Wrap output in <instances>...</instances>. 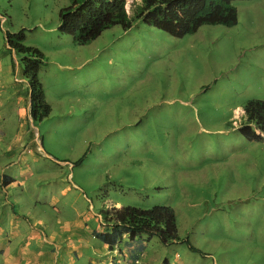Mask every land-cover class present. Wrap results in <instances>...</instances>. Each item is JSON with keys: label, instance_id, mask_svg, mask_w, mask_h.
<instances>
[{"label": "rangeland", "instance_id": "rangeland-1", "mask_svg": "<svg viewBox=\"0 0 264 264\" xmlns=\"http://www.w3.org/2000/svg\"><path fill=\"white\" fill-rule=\"evenodd\" d=\"M69 5L0 0V161L10 145L41 142L74 166L27 156L34 180L51 178L57 192L73 173L92 202L81 194L70 202L104 215L117 204L172 208L181 242L154 239L163 251L156 264H264V139L241 131L246 104L264 101V0L234 1L230 28L206 25L174 38L137 21L86 46L59 31ZM140 6L127 0L130 15ZM19 33L32 49L26 54L9 49L8 36ZM36 53L50 112L38 110L33 127L22 62L38 61Z\"/></svg>", "mask_w": 264, "mask_h": 264}, {"label": "crops", "instance_id": "crops-1", "mask_svg": "<svg viewBox=\"0 0 264 264\" xmlns=\"http://www.w3.org/2000/svg\"><path fill=\"white\" fill-rule=\"evenodd\" d=\"M29 97L30 89L26 107L34 127ZM29 131L26 128L23 136L27 137ZM34 141L39 142V138ZM6 156L8 160L0 161V264H156L155 258L163 252L156 250L157 237L120 234L121 230L104 227V215L91 211L94 204L86 210L67 199L72 194H81L87 203L92 202L85 185L76 182L73 173L60 179L57 183L61 187L53 192L57 187L51 185V178L42 176L34 180L27 156L33 161L45 157L68 167L74 166L72 162L56 160L41 142L10 145ZM16 165L19 168L11 170ZM44 183L49 186L50 195L42 196ZM117 205L116 210L123 208ZM211 264L218 263L212 260Z\"/></svg>", "mask_w": 264, "mask_h": 264}, {"label": "trees", "instance_id": "trees-1", "mask_svg": "<svg viewBox=\"0 0 264 264\" xmlns=\"http://www.w3.org/2000/svg\"><path fill=\"white\" fill-rule=\"evenodd\" d=\"M234 1L237 0H141V6L130 16L125 8V0H70V5L59 13V31L73 38L79 46H86L115 26L128 31L137 21H141L174 38H182L195 34L206 25L229 28L235 26L238 11L233 6ZM24 39L23 33L8 36L9 49L23 54L30 52L32 49L23 45ZM36 54L38 61L25 58L22 62L24 75L30 86L35 121L38 110L44 109L46 117L50 112L37 80L42 57L39 53ZM244 112L241 131L249 139L261 138L257 132L264 133V101L250 100L244 107ZM81 162L79 160L76 163ZM109 220L108 227L114 225L125 232L142 233L149 238L158 237L166 246L180 241L176 215L170 207L140 209L128 206L112 214ZM186 243L191 251H196L189 241Z\"/></svg>", "mask_w": 264, "mask_h": 264}, {"label": "clouds", "instance_id": "clouds-1", "mask_svg": "<svg viewBox=\"0 0 264 264\" xmlns=\"http://www.w3.org/2000/svg\"><path fill=\"white\" fill-rule=\"evenodd\" d=\"M140 1V4H141V0H139ZM125 2H126V6H125V8H126V11H127V13L130 15V13H129V11H128V9H127V0H125ZM139 8V7H138ZM137 8V9H138ZM136 9V10H137ZM135 13H133V15H134ZM133 15H130V16H133ZM25 81H26V79H24ZM30 94H31V92H30ZM30 98V102H31V97H29ZM242 112H243V114H242V121H241V125H242V122H243V119H244V114H245V112H244V109L242 110ZM31 113H32V105H31ZM32 116H33V114H32ZM34 118V117H33ZM34 120H35V118H34ZM258 133V135L261 137V138H263L264 139V133L263 132H260V131H258L257 132ZM123 208H125V207H123ZM122 208V209H123ZM122 209H119V210H122ZM119 210H116V208H112V207H109V209H108V211L105 213V215H104V221H105V225H104V227H107V228H116L117 230H119L116 226H114V225H111L110 227H108V224H110V223H108L110 220L109 219H111L112 218V214H116L117 213V211H119ZM107 214H109L110 216H106ZM125 233V231L123 230V229H121V232H120V234H122V233ZM158 238V237H157ZM159 239V238H158ZM114 240H116L115 238H114ZM181 242V240L178 242V243H175V244H179ZM175 244H173V245H175ZM193 245V244H192ZM171 246V245H170Z\"/></svg>", "mask_w": 264, "mask_h": 264}]
</instances>
